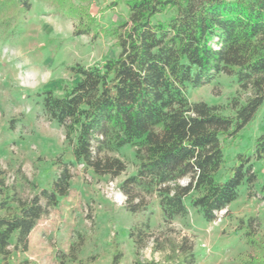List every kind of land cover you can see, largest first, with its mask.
<instances>
[{
  "label": "trees",
  "instance_id": "1",
  "mask_svg": "<svg viewBox=\"0 0 264 264\" xmlns=\"http://www.w3.org/2000/svg\"><path fill=\"white\" fill-rule=\"evenodd\" d=\"M31 1L0 0V28L10 29L9 37L19 28H11V22L30 10ZM38 1H51L59 15L74 20V36L104 34L112 37L119 50L102 64L71 67L76 80L65 85L60 96L45 91L42 106L63 128L76 163L96 176L114 179L125 172L121 160L104 152L125 146L134 149L135 175L119 186L128 213L145 212L149 197L155 194L163 222L170 224L187 215L184 200L194 195L191 206L211 222L236 200L240 187L255 182L245 154L236 157L223 181H217L216 175L224 163L222 142L236 139L264 102V0H116L109 7L122 1L127 15L108 28L98 26L86 7L75 5L88 0ZM7 10L17 14L3 18ZM167 12H172L169 19L155 20ZM219 73L235 77L242 88L252 90L233 117L215 106L188 101L190 88ZM254 157L264 165V130L254 141ZM70 181V171L62 164L48 190L30 199L13 193L0 200L1 264H11V237H15V252L27 251L31 231L68 196ZM3 185L0 178V191ZM150 230L148 218L129 229L135 250L131 264L195 263L192 246L185 239L175 246L170 240L154 238ZM252 236L249 226L250 244H254ZM150 241L152 251L162 253L163 260L140 259ZM84 242L78 235L68 252L71 261H77ZM257 245L250 263L264 264V242ZM120 262L121 253L114 250L110 264ZM19 264L35 263L23 260Z\"/></svg>",
  "mask_w": 264,
  "mask_h": 264
},
{
  "label": "rangeland",
  "instance_id": "2",
  "mask_svg": "<svg viewBox=\"0 0 264 264\" xmlns=\"http://www.w3.org/2000/svg\"><path fill=\"white\" fill-rule=\"evenodd\" d=\"M114 1H75V5L86 7L98 26L108 28L127 15L122 1L109 7ZM15 12L7 10L3 18L14 16ZM171 15L172 12H167L155 20L165 21ZM75 24L74 20L59 15L51 1L32 0L30 10L11 22V28L19 25L14 36H8L10 29L0 28V178L4 184L0 200L13 193L21 199H30L48 190L62 164L67 165L71 174L68 196L37 222L25 253L13 250L15 237H11L8 246L11 264L23 260L35 264H110L114 250L121 253L120 264H131L135 250L129 229L146 218L150 232L159 241L167 239L176 246L185 239L192 246L194 264H251L257 255V244L264 242V165L254 157V141L264 130V102L236 139L222 142L224 163L216 175L217 181H223L236 157L245 154L256 180L251 186L240 187L236 200L216 213L213 221H204L191 206L194 195L184 200L187 215L170 224L163 222L155 194L149 197L145 212L131 215L124 206L119 186L135 175L134 149L125 146L104 152L121 160L126 169L114 179L96 176L76 163L65 142L63 128L43 110L45 91L60 96L62 88L76 80L71 67L99 65L119 52L110 36H74ZM251 95L249 86L242 88L235 77L222 73L187 93L190 103L215 106L229 117ZM59 157L61 164H57ZM40 203L44 205V200L40 199ZM249 226L254 244L246 238ZM78 235L85 242L77 261H71L68 252ZM163 256L152 251L151 241L140 253L141 260L160 261Z\"/></svg>",
  "mask_w": 264,
  "mask_h": 264
}]
</instances>
